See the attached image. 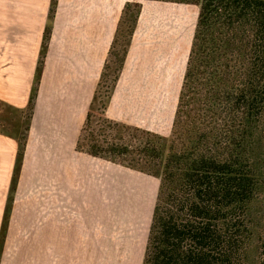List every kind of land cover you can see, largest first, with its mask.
Returning <instances> with one entry per match:
<instances>
[{
  "label": "trees",
  "instance_id": "trees-1",
  "mask_svg": "<svg viewBox=\"0 0 264 264\" xmlns=\"http://www.w3.org/2000/svg\"><path fill=\"white\" fill-rule=\"evenodd\" d=\"M172 1L199 10L170 135L105 114L127 52L126 45L116 50L118 38L128 25L130 39L140 13V4L126 3L75 151L159 180L142 264H251L264 248L258 214L264 192V0Z\"/></svg>",
  "mask_w": 264,
  "mask_h": 264
},
{
  "label": "crops",
  "instance_id": "crops-1",
  "mask_svg": "<svg viewBox=\"0 0 264 264\" xmlns=\"http://www.w3.org/2000/svg\"><path fill=\"white\" fill-rule=\"evenodd\" d=\"M51 1L0 0V101L11 108L25 109L29 105ZM125 3L126 0H57L38 76L31 136L18 178L14 171L17 141L0 135V188L5 190L12 183L19 195L25 188L35 190L40 202L35 203L33 213L39 210L41 219L34 223L31 234L34 244L48 242L49 260L70 259L68 248L72 244H89L85 238L91 235L90 223H97L98 196L107 193L99 181L95 182L99 178L84 166L85 160L89 163L99 159L84 154L80 157L84 159L74 166L73 153ZM75 130L76 137L71 134L66 139L67 133ZM68 143L70 150L66 148ZM39 165H45V171L40 172ZM37 174H42L41 178ZM27 175L33 177L29 187ZM110 176L112 196L115 186ZM104 180L105 177L101 183ZM89 196H94L93 205L88 202ZM26 225L27 222L17 224ZM93 234L92 244L96 245V228ZM132 247L138 251L139 246Z\"/></svg>",
  "mask_w": 264,
  "mask_h": 264
},
{
  "label": "rangeland",
  "instance_id": "rangeland-1",
  "mask_svg": "<svg viewBox=\"0 0 264 264\" xmlns=\"http://www.w3.org/2000/svg\"><path fill=\"white\" fill-rule=\"evenodd\" d=\"M126 3L140 4V13L130 39L127 38L128 25L123 26L125 34L118 38L116 50L119 52L126 45L127 52L118 80L107 100L105 114L112 120L167 137L171 132L199 7L172 0H126ZM136 10V7H131V12ZM114 67L112 65L109 70L107 83L102 88V101L106 100L105 91L110 85ZM96 108H100V105L97 104ZM33 110L29 112L28 106L25 109L11 108L0 101V135L17 141L14 168L17 178L31 136ZM77 133L78 130L67 133L66 139L71 134L75 138ZM66 148L71 149L69 143ZM20 151L22 156L19 162ZM73 155L74 166H78L80 159H84L80 158L81 155L86 154L75 151ZM85 161L87 171L99 178L95 182L99 181L101 189L107 190L106 195L98 196L100 210L97 223H90L88 231L91 235L85 238V241H90L89 244L83 243L82 247L72 244L68 248L70 259H46L50 245L48 242L34 244L31 234L32 226L41 219L39 210L33 213L35 203L40 202L39 196L32 187L29 190L24 187V192L22 190L19 195L16 187L10 183L9 188H0V264H142L159 180L105 160ZM28 163H31L30 158ZM39 167L40 172L45 171V165ZM110 175L114 178L115 186L112 196ZM36 176L39 179L42 174ZM103 177L105 180L101 183ZM32 178L26 177V187L31 186ZM262 199L258 214L263 220V229L264 192ZM88 202L93 205L94 196H89ZM94 219L91 213L90 220ZM20 222L24 225L27 222L28 225L18 227ZM95 228L97 244L93 245ZM133 245L139 246L138 251ZM258 251L254 252L251 264L261 260V264H264V248Z\"/></svg>",
  "mask_w": 264,
  "mask_h": 264
}]
</instances>
